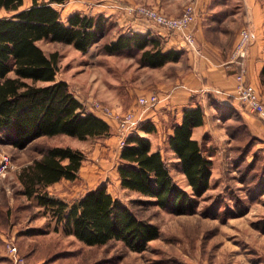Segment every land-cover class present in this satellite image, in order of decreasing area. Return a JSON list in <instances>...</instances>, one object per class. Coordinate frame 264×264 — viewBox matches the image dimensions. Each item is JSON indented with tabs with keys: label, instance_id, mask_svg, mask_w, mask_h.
Segmentation results:
<instances>
[{
	"label": "rangeland",
	"instance_id": "rangeland-1",
	"mask_svg": "<svg viewBox=\"0 0 264 264\" xmlns=\"http://www.w3.org/2000/svg\"><path fill=\"white\" fill-rule=\"evenodd\" d=\"M30 2L26 0L24 6ZM105 3L106 0H66L54 6L66 21L79 7L83 12ZM139 5L152 6L138 3L131 11ZM12 14L0 8V18ZM105 16L110 20L108 33L87 52L62 42L41 40L39 44L48 54L59 52L57 79L67 81L88 110L110 124L112 134L85 140L69 135L42 136L18 148L7 131H0V162L3 154H9L13 163L0 176V252L8 254L7 241L11 240L19 252H36V256L31 254L30 261L37 255L47 259L48 253L62 252L58 258L61 264H264V138L245 128L241 112L233 105L211 100L220 130L206 135L203 142L212 155V177L210 188L197 200L195 212L176 214L154 199L122 187L118 167L123 141L133 134H144L140 126L148 122L143 119L152 107H140L137 98L156 92L143 91L155 79L151 75L153 67L141 63L135 51L114 55L102 51L103 44L115 40L120 33L134 32L123 31L116 16ZM106 109L115 114L134 110L137 121L123 132L117 119L108 115ZM173 123L169 122V127ZM210 140L214 141L209 145ZM168 142L167 136L159 148L171 174L181 188L192 192ZM48 146H71L85 154L78 178L51 185L48 190L52 195L72 203L88 191L105 185L139 218L156 224L159 237L150 241L145 250L134 251L122 240L91 246L69 234L52 210L39 205L37 199L23 195L18 177L20 170L40 157ZM8 259L0 258V264H16Z\"/></svg>",
	"mask_w": 264,
	"mask_h": 264
},
{
	"label": "trees",
	"instance_id": "trees-1",
	"mask_svg": "<svg viewBox=\"0 0 264 264\" xmlns=\"http://www.w3.org/2000/svg\"><path fill=\"white\" fill-rule=\"evenodd\" d=\"M65 1L32 0L29 7L22 8L24 0H0V8L13 13L0 18V131H7L18 148L42 136L69 135L85 140L112 134L110 124L88 110L67 81L57 79L59 52L48 54L39 44L41 40L62 42L86 52L107 35L110 20L101 13L75 12L65 21L54 6ZM102 51L109 55L135 51L141 63L153 68L178 62L183 55L182 51L164 50L160 38L141 32L120 33L104 43ZM205 118L203 106L185 108L181 122L174 124V133L169 136L170 148L192 192L177 184L161 151L153 150L151 140L139 133L129 136L121 150L118 172L122 187L150 197L176 214L195 212L197 200L210 188L212 177L211 154L204 153L193 137L194 129L203 125ZM140 128L146 133L156 130L149 121ZM84 160L80 149L46 147L19 172L23 195L52 210L67 232L87 245L122 240L131 250H145L159 237V227L139 218L105 185L72 203L49 192L51 185L63 179H77Z\"/></svg>",
	"mask_w": 264,
	"mask_h": 264
},
{
	"label": "crops",
	"instance_id": "crops-1",
	"mask_svg": "<svg viewBox=\"0 0 264 264\" xmlns=\"http://www.w3.org/2000/svg\"><path fill=\"white\" fill-rule=\"evenodd\" d=\"M25 2L26 0L24 5ZM191 2L197 12L196 22L192 26L197 39V49L189 47L179 33L150 23L130 9L138 3H146L169 14L180 15L184 5ZM31 4L32 0L22 8H27ZM81 11L79 7L74 13ZM90 11L93 14L116 16L123 31L132 30L157 36L162 40L166 51L183 52L178 62L152 68L151 75L154 76L155 81L143 89V91L150 89L156 91L161 97L157 105L152 107L143 119L152 122L157 128L152 133L143 132V135L151 140L153 150L161 151L159 143L167 136L169 139L174 133V127L173 125L169 127V122H181L185 108L201 105L205 109L206 118L203 125L194 129L193 137L199 141L204 153L210 154L203 142L206 135L216 132L217 129L220 130L212 99L236 107L241 112L248 130L264 138V120L245 107L237 97L236 74L241 67L231 58L240 29L250 26L256 31L257 38L249 47L242 69L246 73L247 80L264 94V2L262 0H106L101 7L85 9L83 13ZM207 114H210V117ZM165 131L168 132L167 135ZM213 141H208V144ZM35 253L20 252L25 264H61L58 258L62 252H54L52 256L48 253L47 259L38 258L37 255L36 259L30 261L29 257ZM4 256L12 261L7 252H0V258Z\"/></svg>",
	"mask_w": 264,
	"mask_h": 264
},
{
	"label": "built area",
	"instance_id": "built-area-1",
	"mask_svg": "<svg viewBox=\"0 0 264 264\" xmlns=\"http://www.w3.org/2000/svg\"><path fill=\"white\" fill-rule=\"evenodd\" d=\"M137 15L142 16L158 26L167 28L170 31L177 32L183 36L188 46L197 49V41L192 26L196 22L197 12L193 3L186 5L180 15L172 16L158 10L153 6L139 5L132 9ZM257 33L250 26H244L240 29L237 41L232 52V61L240 64L241 70L236 74L237 79V97L242 104L264 120V94L246 78L243 68V61L248 55L250 45L256 40ZM160 101V94L150 92L141 94L137 98V104L142 108L154 107ZM105 112L116 118L120 129L128 131L137 121V113L134 110H128L123 114H115L113 110L106 109ZM127 140V139H126ZM123 141V144L126 143ZM13 167L9 154H3L0 162V176L4 175ZM8 254L16 264H25L24 258L18 251L17 245L13 241H7Z\"/></svg>",
	"mask_w": 264,
	"mask_h": 264
}]
</instances>
